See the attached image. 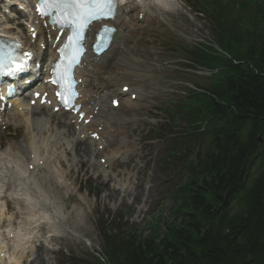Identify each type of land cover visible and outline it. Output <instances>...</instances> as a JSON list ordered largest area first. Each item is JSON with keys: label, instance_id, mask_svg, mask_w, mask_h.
Returning <instances> with one entry per match:
<instances>
[{"label": "trees", "instance_id": "1", "mask_svg": "<svg viewBox=\"0 0 264 264\" xmlns=\"http://www.w3.org/2000/svg\"><path fill=\"white\" fill-rule=\"evenodd\" d=\"M246 2L231 24L214 20L216 47L186 51L213 75L174 106L185 181L172 220L148 238L103 232L110 264H264V0Z\"/></svg>", "mask_w": 264, "mask_h": 264}, {"label": "rangeland", "instance_id": "2", "mask_svg": "<svg viewBox=\"0 0 264 264\" xmlns=\"http://www.w3.org/2000/svg\"><path fill=\"white\" fill-rule=\"evenodd\" d=\"M191 4L189 0H164L161 7H164L166 12L155 17L157 24H153L150 36L143 37L144 41L151 40L154 43L143 46L148 56L144 59L141 53L135 54L141 61L139 62L141 65H136L152 69L155 75L154 79L148 78L146 85L141 89L143 95L152 93L157 100H151L150 103L148 99L143 103L135 101L139 104L130 111L123 109L120 113L116 112L119 117H123L125 112L131 113L128 116L131 126L125 133L127 136L130 135L128 141L131 146L128 150L134 151V159L126 170L130 172L133 167L136 171L137 178L134 179V183L140 184L137 197H125L123 200L120 195L112 197L108 192L109 181L105 183L103 178L90 177L88 174L94 173L87 169V164H75L77 159L85 158L81 152L65 151L63 154V150L57 145L56 134L52 128L49 132L36 134L25 131L24 124L20 122L19 130L11 128L7 133L0 135V151L9 142L25 145V149L35 142L39 156L48 157V162L36 173V182L47 198L48 206L45 210L49 218H44L38 211H32L34 212L32 215L31 211L26 210L25 203L15 194L18 188L13 177L15 171L7 169L10 185L7 184L5 200L8 211L0 220V239L9 235H6L7 231L14 233L18 231L23 235L21 247L13 243V237L4 239L9 254L15 249L24 251L22 255L18 252L14 255L19 258L20 264H33L30 260L35 258L37 253L40 255V261L34 260V264H66L70 257H84L99 245L95 221L100 216L106 219L116 214L121 215L122 221H126L127 229L136 231L141 237L150 235L153 226H156L161 234L165 225L171 221L175 204L172 197L175 188L184 179L183 174L179 173L181 170L170 169L168 163L162 162L164 144L160 140L148 139L158 135L153 133V127L159 126L156 121L161 118L163 123H167L169 129L166 128L169 131L177 130L172 127L166 109L172 106L179 98L180 92L189 88L191 83L200 85L208 83V80L203 79L206 76L183 69L184 62L181 61L184 57L180 49L197 44L206 45L211 41L209 23L188 7ZM243 17L248 20L250 15ZM244 25L247 27L248 23L245 22ZM119 55L120 53L116 51L112 56L115 59ZM113 58L105 65V73L113 71L111 67L114 63ZM147 110L152 113L151 116L144 114ZM137 112H141V115H136ZM123 119L127 117L124 116ZM133 120L137 126L132 124ZM57 123L55 125L57 129L64 127ZM0 170L6 172V169ZM87 177L90 180L84 183ZM88 186L92 194L87 191ZM147 187L150 188L148 196ZM96 192L99 196H95ZM139 207L143 209L138 211ZM86 241L89 242V246ZM49 246L52 248L51 251L48 250Z\"/></svg>", "mask_w": 264, "mask_h": 264}, {"label": "bare ground", "instance_id": "3", "mask_svg": "<svg viewBox=\"0 0 264 264\" xmlns=\"http://www.w3.org/2000/svg\"><path fill=\"white\" fill-rule=\"evenodd\" d=\"M7 4L11 3V0L5 1ZM157 4H160V0H156ZM6 8V7H5ZM165 10L161 7H157L156 5L148 2L147 0H120L119 3V9L116 17L113 21L106 22L109 26H115L116 27V34L119 38L118 44H111L110 48H115L117 52H120L119 58L114 60L116 61L114 63V67L112 66V70L114 68V71L106 75L105 77H102L101 75L104 73L103 71V65L107 60L110 58H104L106 55L105 53L110 49H108L101 57L95 58L88 55H85L83 59L80 62V67L77 69L76 74L77 78L81 80V84L79 86V89L81 91V96L79 98V103L82 105V112L85 113L84 118L77 124L74 123L71 124V121H76L77 117L72 116H62L59 113L55 114L52 112V107H48L46 105L40 106L38 104V101L33 107H29L27 104H19V102H15L13 106L10 108V114H0V126L1 123H4V125H17L18 122L15 123L16 116L24 109V110H30V113H27V118H25L24 123L26 126L29 125V127H32L36 131L44 130L46 125L48 124L49 120L52 118L58 119L60 123L64 125V130L61 132H56L55 140L57 144L61 146H67L69 150L74 149L77 147L78 143L81 142L79 135H86L94 134L96 133L97 136H99V143L100 144H110L113 142L116 147L109 153L103 155L100 158H103L105 160L106 165H112L114 168L118 169L117 173L115 174L117 177H124L127 175L126 168L133 162V154L134 151L125 149L122 151L123 148L128 147V139L125 135L124 137L118 136V129L114 128L113 125H117L121 120L115 118H110L113 116V110L109 107L104 106L102 103L104 101L105 93L104 90L109 87L110 94H118V96L121 98L122 94L119 93V89L126 85L129 86L131 90V93H134L138 96L139 99L142 101H147L150 103L151 100H157L155 95H146L142 97L141 95V89L146 85V81L148 78H155V75L153 74L152 69H139L141 71V74L133 72V67H136L135 65H141L139 62V58L135 57L136 53H141L142 57L145 59L148 55L145 52L143 46L145 44L153 45V41L149 40L148 42H145L143 40L144 36H150V32L153 28V24H157V21L155 20V17H159L161 13H164ZM31 15V13H29ZM37 20L30 17L28 20V23H30V26L34 27L37 31V34L39 36L38 44L42 43L43 40H41L40 35L42 33L41 28L36 23ZM43 23V22H42ZM99 24H95L93 26V29H97L99 27ZM146 25L145 27L143 26ZM94 31V30H93ZM2 28L0 27V33H3ZM47 34H49L51 37L55 35L56 32H52L48 30L46 31ZM149 33V34H148ZM139 37L140 39L137 40L135 37ZM129 43V44H128ZM55 58V56H53ZM106 60V61H105ZM119 66H124V72L118 73L117 70L119 69ZM96 78L100 81L97 82ZM119 84V86H118ZM116 85L118 86L117 89L115 88ZM37 93H44L47 92V86L45 84L39 85V87L35 90ZM114 97V96H113ZM112 97V98H113ZM30 99V98H29ZM47 100L53 101L51 97V93L49 94V97ZM111 100V99H110ZM110 103V101H109ZM48 104V102H46ZM129 109L133 106V103L131 101H125L123 100L121 105H119L118 109L120 107ZM20 108V112L18 109ZM94 108H96V112H94ZM103 112L105 116L99 114ZM107 114H110L107 116ZM149 112L147 113V115ZM36 115V117H34ZM136 115H141V112H137ZM7 116H10L7 118ZM89 116H92V119L89 121L87 125L83 124V121L88 118ZM14 120L13 122L11 120ZM23 123V121H22ZM71 124V125H70ZM137 126V124H136ZM80 128V131L78 133L74 132V128ZM72 130V131H71ZM72 132V133H71ZM114 132V133H113ZM93 142L89 141V143L85 146L86 150L88 151L90 155V159L93 158V155L96 154V151L92 148ZM71 147V149H70ZM105 148V147H104ZM46 149V148H45ZM27 149H25V145L21 144H13L12 142H9L6 146L5 150L3 152H0V160L3 158V160L7 163H13L14 166L19 170V167H22L20 169V174L18 177V181L20 183V186L22 187V182L25 181H32V185L35 186V189L32 190V197L27 196V192L29 189H22L20 188L21 192H18L15 190V194L20 197H25V200L27 203H29V198L33 202V197L35 195H39L41 197V202L36 204V206H47V200L44 197V194L36 189V178H35V171L38 168L37 161L35 160L37 157L36 150L32 148L31 152L26 153ZM28 154V156H27ZM32 154V157L29 156ZM63 154H65L63 152ZM126 155L128 156L127 162H123L122 156ZM89 159V160H90ZM32 160V161H31ZM45 164V161H43ZM47 162V159H46ZM33 165V168H31L30 174H28V169L26 168L27 165ZM63 167V165H61ZM91 167H96V171L103 172L104 178H110L114 179L116 176L112 175L111 173H106L103 170V166L100 165L98 162L92 163L90 165ZM27 171V172H26ZM31 177V178H30ZM23 180V181H22ZM38 188V187H37ZM4 187L0 185V194L1 191H3ZM40 189V188H39ZM130 187L128 185H122L118 183H114L110 189V195L115 196L118 192H121L124 195L131 194L134 196H137L139 194V183H136L134 185V188L129 190ZM42 195V196H41ZM35 206V203L33 202V205ZM42 214H44L43 209H38ZM142 210V208H141ZM4 208L3 204H0V214L3 213ZM34 217V216H33ZM52 218V215H51ZM14 258V257H13ZM10 258L8 259L6 264L15 263L17 264V260Z\"/></svg>", "mask_w": 264, "mask_h": 264}, {"label": "snow or ice", "instance_id": "4", "mask_svg": "<svg viewBox=\"0 0 264 264\" xmlns=\"http://www.w3.org/2000/svg\"><path fill=\"white\" fill-rule=\"evenodd\" d=\"M119 0H37L36 12L41 17L48 16L50 22L61 31L69 29L63 47L59 49L60 60L53 68V83H58L60 91L57 98L65 107L71 106L78 96L75 90L77 81L74 79V69L80 65L84 54V38L90 25L95 21L113 19ZM108 29H103L98 44V50L103 47V41L109 36ZM27 55V54H25ZM14 57L0 45V67L6 66ZM20 65L13 71H22Z\"/></svg>", "mask_w": 264, "mask_h": 264}]
</instances>
